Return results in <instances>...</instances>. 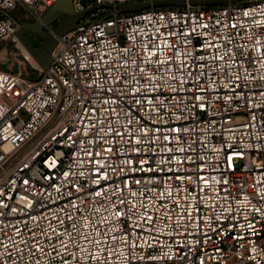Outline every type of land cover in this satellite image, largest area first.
I'll return each mask as SVG.
<instances>
[{"label":"built area","instance_id":"1","mask_svg":"<svg viewBox=\"0 0 264 264\" xmlns=\"http://www.w3.org/2000/svg\"><path fill=\"white\" fill-rule=\"evenodd\" d=\"M56 1L0 0V264H264V0L93 9L45 67Z\"/></svg>","mask_w":264,"mask_h":264},{"label":"water","instance_id":"2","mask_svg":"<svg viewBox=\"0 0 264 264\" xmlns=\"http://www.w3.org/2000/svg\"><path fill=\"white\" fill-rule=\"evenodd\" d=\"M74 0H58L53 3L44 13L41 20L35 21H23L17 31V34L21 41L28 47L31 53L35 56L38 62L43 66H48L51 58L52 51L57 44L59 35L73 29L87 13L97 8H113L116 7L121 11H133L139 9H145L149 7H159L166 5H177L186 3L185 0H154V1H141V2H129L122 4H96L87 8L85 11L77 12L73 6ZM229 1L237 0H190L192 4L202 5H217L225 4ZM62 18L55 27L49 28V26ZM32 32L41 38L42 43L40 46H36L32 43L28 33ZM6 58L5 52H0V61Z\"/></svg>","mask_w":264,"mask_h":264},{"label":"rangeland","instance_id":"3","mask_svg":"<svg viewBox=\"0 0 264 264\" xmlns=\"http://www.w3.org/2000/svg\"><path fill=\"white\" fill-rule=\"evenodd\" d=\"M27 20H33V18L32 17H28V19ZM25 21V20H24ZM12 46V48H13V52L15 53V54H17V56L19 57V59H20V62L22 63V66L23 67H25V66H28L29 67V69H31L30 67H31V63L29 62V61H27V60H24V57H23V54H22V50H23V47H22V45H20L19 47H17V49H16V46H14V45H11ZM27 53V52H26ZM28 55V54H27ZM8 56V55H7ZM10 56V55H9ZM16 58V57H15ZM32 60H34L33 58H32ZM0 66L1 67H4V66H6L5 65V63H3L2 61H0Z\"/></svg>","mask_w":264,"mask_h":264},{"label":"flooded vegetation","instance_id":"4","mask_svg":"<svg viewBox=\"0 0 264 264\" xmlns=\"http://www.w3.org/2000/svg\"><path fill=\"white\" fill-rule=\"evenodd\" d=\"M61 19H62V18H59L58 20H56L55 22H53V23L49 26V28H53V27H55L57 24H59V22H60ZM30 21H33V20H30ZM28 35H29V37H30V39H31V41H32L33 44H35L36 46H40V44L42 43L41 38H39L37 35H35V34L32 33V32H29Z\"/></svg>","mask_w":264,"mask_h":264},{"label":"bare ground","instance_id":"5","mask_svg":"<svg viewBox=\"0 0 264 264\" xmlns=\"http://www.w3.org/2000/svg\"><path fill=\"white\" fill-rule=\"evenodd\" d=\"M28 54V57L30 58V59H32L33 57L29 54V53H27ZM35 61V60H34Z\"/></svg>","mask_w":264,"mask_h":264},{"label":"trees","instance_id":"6","mask_svg":"<svg viewBox=\"0 0 264 264\" xmlns=\"http://www.w3.org/2000/svg\"><path fill=\"white\" fill-rule=\"evenodd\" d=\"M24 20L26 21V20H27V18L23 19L21 22H23Z\"/></svg>","mask_w":264,"mask_h":264}]
</instances>
